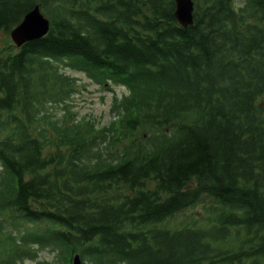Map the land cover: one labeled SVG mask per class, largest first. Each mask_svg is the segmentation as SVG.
<instances>
[{
	"label": "trees",
	"instance_id": "trees-1",
	"mask_svg": "<svg viewBox=\"0 0 264 264\" xmlns=\"http://www.w3.org/2000/svg\"><path fill=\"white\" fill-rule=\"evenodd\" d=\"M193 3L183 27L174 0H0V264H264V0ZM66 68L127 88L108 122Z\"/></svg>",
	"mask_w": 264,
	"mask_h": 264
},
{
	"label": "rangeland",
	"instance_id": "rangeland-1",
	"mask_svg": "<svg viewBox=\"0 0 264 264\" xmlns=\"http://www.w3.org/2000/svg\"><path fill=\"white\" fill-rule=\"evenodd\" d=\"M9 35V34H8ZM9 40L12 42L9 36ZM7 41L5 34L2 35L0 46ZM14 45V43L12 42ZM66 73L74 75L78 78L79 88L76 93L71 96L69 107L71 111L76 114L77 117H84L87 119H93L99 123H106L113 116L110 111V106L113 99V93L121 97L127 93L128 90L123 85H116L110 83V89L107 87H101L98 84L92 82L90 78L86 77L82 72L72 71L70 69H63ZM58 113H62V110H57ZM213 200L203 197L200 202L193 208L185 209L170 219L169 224L171 226L179 225L183 221H187L189 218H196L197 222H202L205 216V206L210 205ZM53 254L48 249L36 250V258L33 263L38 260H52ZM30 262V261H26Z\"/></svg>",
	"mask_w": 264,
	"mask_h": 264
},
{
	"label": "water",
	"instance_id": "water-1",
	"mask_svg": "<svg viewBox=\"0 0 264 264\" xmlns=\"http://www.w3.org/2000/svg\"><path fill=\"white\" fill-rule=\"evenodd\" d=\"M173 12L178 23L186 27L193 23V0H174ZM49 20L41 12L38 5L34 6L23 16L22 20L11 29L9 35L13 43L19 47L26 41L35 40L46 34ZM72 264H81L78 253L73 255Z\"/></svg>",
	"mask_w": 264,
	"mask_h": 264
}]
</instances>
